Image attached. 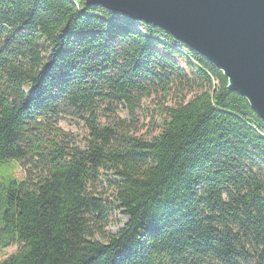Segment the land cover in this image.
<instances>
[{
	"label": "trees",
	"instance_id": "trees-1",
	"mask_svg": "<svg viewBox=\"0 0 264 264\" xmlns=\"http://www.w3.org/2000/svg\"><path fill=\"white\" fill-rule=\"evenodd\" d=\"M152 95L174 99L147 138L130 120ZM104 169L115 195L97 191ZM115 208L127 221L106 235ZM11 243L0 264H264V121L161 28L83 0H0V256Z\"/></svg>",
	"mask_w": 264,
	"mask_h": 264
},
{
	"label": "water",
	"instance_id": "water-1",
	"mask_svg": "<svg viewBox=\"0 0 264 264\" xmlns=\"http://www.w3.org/2000/svg\"><path fill=\"white\" fill-rule=\"evenodd\" d=\"M83 1L161 28L201 54L264 121V0Z\"/></svg>",
	"mask_w": 264,
	"mask_h": 264
},
{
	"label": "rangeland",
	"instance_id": "rangeland-1",
	"mask_svg": "<svg viewBox=\"0 0 264 264\" xmlns=\"http://www.w3.org/2000/svg\"><path fill=\"white\" fill-rule=\"evenodd\" d=\"M180 66H182L187 72L186 60L183 58L172 57ZM171 99H163L160 96H151L149 98L142 99L141 104L136 109L134 117L130 120L133 126V131L137 135H142L144 137L150 138L157 134L159 131V125L161 124V117L158 113L157 106L163 104H169L173 101L174 96H170ZM115 117L121 119L129 120L130 117L127 115V107L124 104L118 105ZM101 122H104V118H101ZM57 127L61 128L65 132L71 133L74 138V142L80 147L84 146V138L86 136L87 130L81 120L71 117L68 115H62L55 124ZM27 170L26 166L18 164V168L14 173L15 177L22 176ZM116 179V174L113 170L104 169L102 174L99 175L97 181V191L103 192L105 195H115L114 187L111 185V181ZM127 217L123 214L121 209L115 208L106 223L105 231L106 235L115 233L120 229L126 222ZM98 239L104 240V238L97 236ZM18 245L16 243H11L10 245L3 248L4 255L0 256V260L4 258L7 254L14 252Z\"/></svg>",
	"mask_w": 264,
	"mask_h": 264
},
{
	"label": "built area",
	"instance_id": "built-area-1",
	"mask_svg": "<svg viewBox=\"0 0 264 264\" xmlns=\"http://www.w3.org/2000/svg\"><path fill=\"white\" fill-rule=\"evenodd\" d=\"M182 44V43H181ZM184 45V44H183ZM184 48V47H183Z\"/></svg>",
	"mask_w": 264,
	"mask_h": 264
}]
</instances>
